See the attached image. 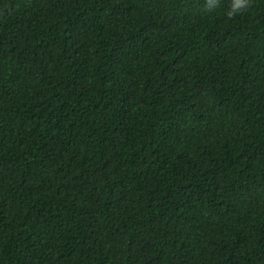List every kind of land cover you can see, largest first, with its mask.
Segmentation results:
<instances>
[{
  "label": "trees",
  "instance_id": "16d2710c",
  "mask_svg": "<svg viewBox=\"0 0 264 264\" xmlns=\"http://www.w3.org/2000/svg\"><path fill=\"white\" fill-rule=\"evenodd\" d=\"M0 0V264H264V0Z\"/></svg>",
  "mask_w": 264,
  "mask_h": 264
},
{
  "label": "clouds",
  "instance_id": "9594fccd",
  "mask_svg": "<svg viewBox=\"0 0 264 264\" xmlns=\"http://www.w3.org/2000/svg\"><path fill=\"white\" fill-rule=\"evenodd\" d=\"M249 2L250 0H232L228 15L233 16L245 11L249 7ZM208 6H213V0H208Z\"/></svg>",
  "mask_w": 264,
  "mask_h": 264
}]
</instances>
